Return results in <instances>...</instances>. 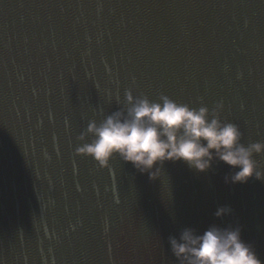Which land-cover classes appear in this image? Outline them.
<instances>
[{
    "label": "water",
    "instance_id": "obj_1",
    "mask_svg": "<svg viewBox=\"0 0 264 264\" xmlns=\"http://www.w3.org/2000/svg\"><path fill=\"white\" fill-rule=\"evenodd\" d=\"M129 89L223 102L243 143L264 141V0H0V264H178L168 237L213 224L264 261V180L75 152Z\"/></svg>",
    "mask_w": 264,
    "mask_h": 264
},
{
    "label": "clouds",
    "instance_id": "obj_2",
    "mask_svg": "<svg viewBox=\"0 0 264 264\" xmlns=\"http://www.w3.org/2000/svg\"><path fill=\"white\" fill-rule=\"evenodd\" d=\"M126 101V108L99 124L89 121L78 139L86 141L90 135L91 140L78 145L77 154L91 156L102 167L118 156L150 179L161 174L166 161H183L200 172L222 161L234 169L225 175V183L264 180V167L255 159L264 154V141L243 143L239 125L221 119L223 102L211 109L192 107L164 94L158 100L134 96L130 89ZM230 212V207L220 206L214 215ZM168 243L178 264H264L254 246L241 238L240 226L213 224L202 233L185 227L179 237L169 236Z\"/></svg>",
    "mask_w": 264,
    "mask_h": 264
}]
</instances>
